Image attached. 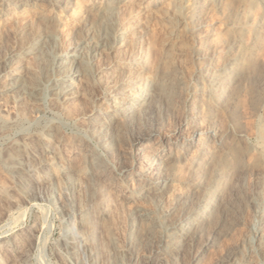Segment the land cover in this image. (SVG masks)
Wrapping results in <instances>:
<instances>
[{
	"label": "bare ground",
	"instance_id": "6f19581e",
	"mask_svg": "<svg viewBox=\"0 0 264 264\" xmlns=\"http://www.w3.org/2000/svg\"><path fill=\"white\" fill-rule=\"evenodd\" d=\"M2 100L75 133L3 148L0 223L38 188L72 259L264 264V0H0ZM32 226L0 264H30Z\"/></svg>",
	"mask_w": 264,
	"mask_h": 264
},
{
	"label": "rangeland",
	"instance_id": "374dc122",
	"mask_svg": "<svg viewBox=\"0 0 264 264\" xmlns=\"http://www.w3.org/2000/svg\"><path fill=\"white\" fill-rule=\"evenodd\" d=\"M153 29L155 30V38L160 43V39H162L161 29H159V26L157 25L153 26ZM157 41L156 43H158ZM9 103L10 102L8 101H0V124H2L0 125V131L2 132H0V152L4 150L3 148H7L15 143L21 135L31 133L34 134L39 131L46 124V122L48 123L51 120H61L65 124L63 129L67 134L73 135L75 133L73 120L68 117V119L64 118V116L60 114L61 111L57 108L46 106L45 109H42V111L40 112L42 114L34 115V113H32L31 111H25L26 114L22 113V111H20L18 107H15L14 104ZM23 114H25V117L23 116ZM255 128L257 129H255L254 139H252L251 142L262 144L264 132V109L255 122ZM35 195L37 196L35 197V199L31 198L27 203L20 204L17 208H13L12 210H10L7 217L0 223V234H18L20 232V229H23L27 226H37V231L34 234L35 238L33 240V246L34 248L36 246H40V250L38 251L36 247V249L33 251L30 259V264H90L89 261H84L83 257H79L77 260L69 257L62 246L63 237H65L64 229L68 223V220L65 221L67 218L61 215V213L57 210L58 208L56 207V205L45 201V195H43V191L41 189L37 188V190H35ZM23 213L24 215H22ZM43 239L46 240L43 241ZM120 241L122 246L126 245L125 240ZM41 247L43 250L41 249ZM213 251L209 250L204 255V264H208L210 260L216 257V253ZM57 253L62 256L64 262L57 256ZM140 254L146 256L147 250L143 252L140 251ZM210 254L211 256H213L210 257ZM114 263L115 262L113 261V264ZM122 264L133 263L130 262V258L128 256H123ZM137 264L143 263L139 261L137 262ZM156 264L161 263L157 262Z\"/></svg>",
	"mask_w": 264,
	"mask_h": 264
}]
</instances>
